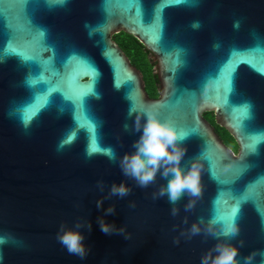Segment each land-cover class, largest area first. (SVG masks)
Listing matches in <instances>:
<instances>
[{
  "label": "water",
  "instance_id": "water-1",
  "mask_svg": "<svg viewBox=\"0 0 264 264\" xmlns=\"http://www.w3.org/2000/svg\"><path fill=\"white\" fill-rule=\"evenodd\" d=\"M120 33L153 56L159 98L113 41ZM262 73L264 0H0V235L10 237L0 264H202L218 243L239 249L238 264H264ZM149 111L191 133L180 166L202 165L199 198L153 199L163 169L147 188L123 174L119 159L135 151V121ZM106 146L115 162L100 154ZM114 183L131 193L97 208ZM99 217L123 233H103ZM77 220L92 226L79 230L84 259L56 239ZM233 222L234 239L208 231Z\"/></svg>",
  "mask_w": 264,
  "mask_h": 264
},
{
  "label": "clouds",
  "instance_id": "clouds-1",
  "mask_svg": "<svg viewBox=\"0 0 264 264\" xmlns=\"http://www.w3.org/2000/svg\"><path fill=\"white\" fill-rule=\"evenodd\" d=\"M132 114L133 112L130 109L128 117L131 118ZM144 120L145 123L142 127L139 117H137L135 121L134 131L141 132L142 130V135H140L139 139L132 145L135 151L126 153L119 159V166L123 174L134 179L139 187L147 188L150 184L155 182L157 173L163 169L160 174L163 178L167 179V185L161 186L158 193L154 192L152 194L153 199L167 196L168 201L175 205L185 193L190 197L199 198L202 194V165L196 158L191 162L190 169L187 172L180 166L181 160L187 149L181 148L179 145L182 144L191 133L185 130L177 131L170 122L160 121L157 115L150 111L144 113ZM123 128L126 132H129V125L127 123L123 125ZM100 154L105 155L112 162L117 160L116 151L112 146L103 147ZM91 155L92 154L89 153L88 157L90 158ZM170 176L171 178L169 179ZM97 186L103 191V181H98ZM131 191L132 189L125 183L119 185L114 183L111 186L108 196L98 200L96 206L97 208H101L104 200L110 199L112 196L123 198L128 196ZM194 206L195 200H190L185 206V210H190ZM130 207H135V205L131 204ZM114 212L115 207L110 206L106 209L105 215L113 214ZM178 212V208H172L173 216L177 215ZM97 222L101 231L107 235L121 234L124 231L122 228L117 229L115 224L106 223L103 217H99ZM91 227L90 222L84 223L80 220H77L75 223V230L69 228L66 224H61L56 239L70 255H76L84 259L90 252V249L83 243L85 237L79 230L87 228L91 231ZM208 231L217 239L224 237L227 240H231L239 235V228L234 222L229 229L223 230L220 233H213L211 228H209ZM190 232L192 235H196L199 234L200 229L197 225L193 224ZM9 241L10 237L8 234L0 235V245L7 244ZM12 242L17 241L13 239ZM240 244L243 246L242 241ZM213 252L216 253L215 256L212 255ZM238 254L239 249L230 243H218L202 257V264H238ZM2 259L3 256L0 255V260Z\"/></svg>",
  "mask_w": 264,
  "mask_h": 264
},
{
  "label": "trees",
  "instance_id": "trees-1",
  "mask_svg": "<svg viewBox=\"0 0 264 264\" xmlns=\"http://www.w3.org/2000/svg\"><path fill=\"white\" fill-rule=\"evenodd\" d=\"M113 41L128 59L129 64L142 75V79L145 82L144 90L148 98L156 99L159 97V93L155 91L152 83L150 82L152 77H154L156 63L153 60L152 55L136 39L129 35H115L113 36ZM205 118L209 120L210 124L214 127V131L222 143L228 147H230L232 144L233 150L231 148L230 149L235 151L236 146L227 132L224 129L218 127L214 123L212 117L205 116Z\"/></svg>",
  "mask_w": 264,
  "mask_h": 264
},
{
  "label": "flooded vegetation",
  "instance_id": "flooded-vegetation-1",
  "mask_svg": "<svg viewBox=\"0 0 264 264\" xmlns=\"http://www.w3.org/2000/svg\"><path fill=\"white\" fill-rule=\"evenodd\" d=\"M120 34H122V33H120ZM117 35H119V34H117ZM112 39H113V37H112ZM152 58H153V56H152ZM153 60H154V58H153ZM141 79H142V75H141ZM142 82H143V85H144V88H145V82H144V80L142 79ZM150 82L152 83V85H153V87H154V89H155V91L157 92V93H160L161 92V87H160V83H159V81H157V77H156V75H155V72H154V77H152V79L150 80ZM144 92H145V90H144ZM146 94V93H145ZM148 97V96H147ZM157 98H159V97H157ZM156 98V99H157ZM205 116H208V117H212V119H213V121H214V118H213V114H211V113H207V112H203L202 113V117L208 122V124H209V126L212 128V130H213V132L216 134V132L214 131V127L210 124V122H209V120H207L206 118H205ZM215 123V122H214ZM216 136L218 137V135L216 134ZM218 139H219V137H218ZM220 140V139H219ZM221 141V140H220ZM222 142V141H221ZM228 147V146H227ZM229 149H230V147H228ZM231 150V149H230ZM232 151V150H231ZM234 154H235V152H236V150L235 151H232Z\"/></svg>",
  "mask_w": 264,
  "mask_h": 264
},
{
  "label": "rangeland",
  "instance_id": "rangeland-1",
  "mask_svg": "<svg viewBox=\"0 0 264 264\" xmlns=\"http://www.w3.org/2000/svg\"><path fill=\"white\" fill-rule=\"evenodd\" d=\"M230 148L232 149V144H231ZM232 150H233V149H232Z\"/></svg>",
  "mask_w": 264,
  "mask_h": 264
},
{
  "label": "snow or ice",
  "instance_id": "snow-or-ice-1",
  "mask_svg": "<svg viewBox=\"0 0 264 264\" xmlns=\"http://www.w3.org/2000/svg\"><path fill=\"white\" fill-rule=\"evenodd\" d=\"M165 2H166V0H165ZM262 74H264V73H262Z\"/></svg>",
  "mask_w": 264,
  "mask_h": 264
}]
</instances>
